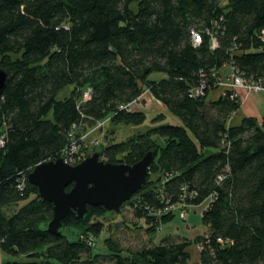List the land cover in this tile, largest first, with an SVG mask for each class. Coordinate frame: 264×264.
I'll return each mask as SVG.
<instances>
[{
  "label": "trees",
  "instance_id": "obj_1",
  "mask_svg": "<svg viewBox=\"0 0 264 264\" xmlns=\"http://www.w3.org/2000/svg\"><path fill=\"white\" fill-rule=\"evenodd\" d=\"M263 30L264 0H0V68L8 74L0 94L1 248L34 257L4 264H189L188 238L167 236L134 255L93 251L80 235L103 231V205H89L80 220L65 217L63 236L49 232L54 204L28 181L71 144L74 124L85 129L108 114L113 123H143V112L120 106L146 91L182 123L85 148V156L100 150L105 161L134 164L153 152L146 185L125 202L146 230L171 221L173 205L205 203L209 234L195 238L193 264H264V118L231 123L241 95L209 96L227 64L264 76ZM155 72L165 76L151 78Z\"/></svg>",
  "mask_w": 264,
  "mask_h": 264
},
{
  "label": "rangeland",
  "instance_id": "obj_2",
  "mask_svg": "<svg viewBox=\"0 0 264 264\" xmlns=\"http://www.w3.org/2000/svg\"><path fill=\"white\" fill-rule=\"evenodd\" d=\"M163 76H165L164 73L155 72L151 75V78L156 79ZM69 91L70 88L66 90V93H69ZM217 91L219 90L217 89ZM217 91L215 90L214 92L217 94ZM213 94L215 93H212V96ZM216 94L214 95L215 97L213 96L212 98H216ZM127 111L143 112L146 116V120L139 125L126 122L113 123L111 121V114H108L103 120H101V126H97V122V124L94 123L85 126V129L83 127L82 133L93 128L92 132L88 134L87 148L93 149L96 140L98 141L97 145L102 147L114 139L115 142L125 140L133 134L145 132L150 127L156 126L160 123H182L180 118L173 115L165 108L162 102L156 100L149 92L140 102L133 104ZM161 112L165 113L163 114L164 118L166 117L165 120L162 122L153 120L154 116ZM235 121L239 122V118L237 117ZM84 153L86 154V151ZM204 207L205 203L189 207L185 211V217L182 216L177 209L176 215L171 221L162 224L160 223L158 229L150 233V231L146 230L149 227L146 219L144 217L137 218L132 205L124 203L119 211H108L106 216L99 218L104 224V229L99 236L90 233H83L80 235V238L88 241L92 238L93 245L89 246L92 247L93 251L101 252L105 255L111 253L113 247H116L117 251L120 250L119 252L122 254L134 255L145 246L159 244L162 239L167 236L188 238L192 241V244L188 247V251L191 255L189 264H193L200 261L201 252L198 244L195 242V238L200 235L209 234V228L202 221V211ZM13 209L15 210V207L12 208V210ZM106 237L110 238V243L105 240ZM33 258L34 257L14 255L5 252L1 248L0 239V264H4L8 261L28 260Z\"/></svg>",
  "mask_w": 264,
  "mask_h": 264
},
{
  "label": "water",
  "instance_id": "obj_3",
  "mask_svg": "<svg viewBox=\"0 0 264 264\" xmlns=\"http://www.w3.org/2000/svg\"><path fill=\"white\" fill-rule=\"evenodd\" d=\"M8 74L0 68V94ZM153 152L134 164L112 163L102 158L100 150L79 163H66L61 157L38 163L28 174L29 183L38 187L44 201L54 204L47 230L63 236V220L73 215L77 220L88 214V206L103 205L108 211H119L147 183ZM74 183L70 190L67 185Z\"/></svg>",
  "mask_w": 264,
  "mask_h": 264
},
{
  "label": "built area",
  "instance_id": "obj_4",
  "mask_svg": "<svg viewBox=\"0 0 264 264\" xmlns=\"http://www.w3.org/2000/svg\"><path fill=\"white\" fill-rule=\"evenodd\" d=\"M194 38H195V43L200 42V36L197 32H194ZM262 39L264 41V30L262 31ZM215 44V40L213 41ZM218 88L221 90L222 94H226L227 92H231V94L234 96L241 95V92L244 91L246 94L249 93H262L264 92V76L260 77H247L243 75L242 73H238L234 70L232 67V70L229 74L226 75H220L218 82H217ZM198 94L203 93V89L199 88L196 90ZM148 93V91L144 92L142 96L140 97L141 99ZM91 97V90L87 89L84 92V100H87L88 98ZM134 101L131 102L127 105H121L120 108H124L126 110H129L130 107H132L133 104L138 103L141 101ZM102 123L101 121L98 122L97 126H101ZM83 127L81 128L77 124H74L72 126L71 132H70V139H71V144L66 146V148L62 151L59 157H61L66 163L75 165L79 163L81 160L86 158L85 156V148H87V139H88V134L92 132L93 128L89 129V131H85V133H82ZM78 131H81L80 137H77L76 134ZM6 138H7V132L4 130H1L0 132V147L5 146L6 144ZM98 141L96 140L97 145ZM55 160V159H54ZM189 205L186 203H178L177 205H173L170 207V209H167L166 212L169 210L176 212L177 209L180 211L182 216L185 217V211L188 209ZM93 239L91 238L89 241L86 240V242L89 245H93ZM199 246V245H198ZM200 248V246H199Z\"/></svg>",
  "mask_w": 264,
  "mask_h": 264
},
{
  "label": "crops",
  "instance_id": "obj_5",
  "mask_svg": "<svg viewBox=\"0 0 264 264\" xmlns=\"http://www.w3.org/2000/svg\"><path fill=\"white\" fill-rule=\"evenodd\" d=\"M230 66H231L230 64L225 65L221 69V74L222 75L229 74L232 70V67ZM215 90L217 91V89L211 90L209 95L210 98H212L216 94V92H214ZM218 90L219 91H217L216 94L217 97L221 94V90L220 89ZM212 93L215 94H213L212 96ZM241 97H242V105L240 109L234 113L231 119V123H239L244 116H254L262 120L264 118V92L246 94L244 91H242ZM237 117L239 118V122L235 121Z\"/></svg>",
  "mask_w": 264,
  "mask_h": 264
},
{
  "label": "clouds",
  "instance_id": "obj_6",
  "mask_svg": "<svg viewBox=\"0 0 264 264\" xmlns=\"http://www.w3.org/2000/svg\"><path fill=\"white\" fill-rule=\"evenodd\" d=\"M92 154V153H91ZM88 157V156H87ZM82 161V160H81Z\"/></svg>",
  "mask_w": 264,
  "mask_h": 264
}]
</instances>
